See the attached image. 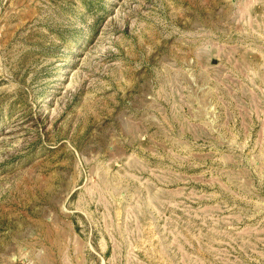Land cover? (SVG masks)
<instances>
[{
  "label": "rangeland",
  "instance_id": "1",
  "mask_svg": "<svg viewBox=\"0 0 264 264\" xmlns=\"http://www.w3.org/2000/svg\"><path fill=\"white\" fill-rule=\"evenodd\" d=\"M0 264H264V0H0Z\"/></svg>",
  "mask_w": 264,
  "mask_h": 264
}]
</instances>
